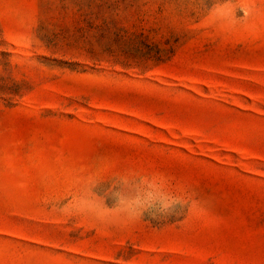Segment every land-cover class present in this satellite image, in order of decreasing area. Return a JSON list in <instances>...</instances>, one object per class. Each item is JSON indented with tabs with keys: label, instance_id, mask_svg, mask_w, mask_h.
<instances>
[{
	"label": "rangeland",
	"instance_id": "obj_1",
	"mask_svg": "<svg viewBox=\"0 0 264 264\" xmlns=\"http://www.w3.org/2000/svg\"><path fill=\"white\" fill-rule=\"evenodd\" d=\"M0 264H264V0H0Z\"/></svg>",
	"mask_w": 264,
	"mask_h": 264
},
{
	"label": "clouds",
	"instance_id": "obj_2",
	"mask_svg": "<svg viewBox=\"0 0 264 264\" xmlns=\"http://www.w3.org/2000/svg\"><path fill=\"white\" fill-rule=\"evenodd\" d=\"M245 15H247V12L245 13Z\"/></svg>",
	"mask_w": 264,
	"mask_h": 264
}]
</instances>
